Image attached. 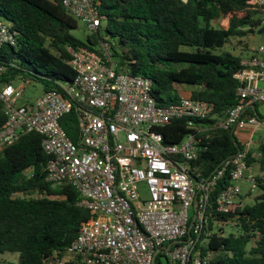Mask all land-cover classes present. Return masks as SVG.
<instances>
[{
	"label": "built area",
	"instance_id": "obj_1",
	"mask_svg": "<svg viewBox=\"0 0 264 264\" xmlns=\"http://www.w3.org/2000/svg\"><path fill=\"white\" fill-rule=\"evenodd\" d=\"M60 1L89 33L103 36L104 14L95 0ZM249 3L264 8V0ZM14 41L15 31L0 18V49ZM68 50L72 80L58 81L59 87L30 101L17 100L22 87L2 79L0 63V100L6 114L0 125V148L24 132L40 133L42 147L50 155L45 179L52 187L73 186L80 193L78 204L92 214L80 222L55 261L64 264L78 257L85 264H155L158 255L161 264H207L211 251L196 243L207 224L210 192L218 179L230 176V185L215 197V209L227 212L241 202V180L249 183L244 192L257 186L256 174L247 173L251 141L208 176L194 160L214 132L253 131L257 126L261 117L247 108L264 102V56H241L233 73L239 82L235 102L222 114L211 115V104L201 98L181 95L177 101L160 103L149 77L119 68L106 37L99 38L94 48L68 46ZM74 104L79 108L75 139L60 124ZM180 117L194 131L178 142H164L159 127Z\"/></svg>",
	"mask_w": 264,
	"mask_h": 264
},
{
	"label": "trees",
	"instance_id": "obj_2",
	"mask_svg": "<svg viewBox=\"0 0 264 264\" xmlns=\"http://www.w3.org/2000/svg\"><path fill=\"white\" fill-rule=\"evenodd\" d=\"M95 1L104 14V34L90 32L82 40L72 33L77 19L60 0H0V18L15 31V41L0 49L2 79L32 78L42 83L43 91L57 88L58 81L70 82L74 75L67 62L68 46L94 48L99 38L106 37L119 68L149 77L160 103L177 101L185 85L189 87L186 95L211 104V115L222 114L235 102L239 82L233 73L242 53L222 47L238 37L241 49L247 48L255 29L264 33V20L249 0ZM226 16L227 24H221ZM248 108L261 117L256 102ZM78 110L74 104L60 118L73 139L78 134ZM5 118L0 100V125ZM159 129L166 143L178 142L194 131L183 117ZM41 139L40 133L27 131L0 148V253H17L15 264H57L55 258L74 238L80 222L92 217L78 204L80 193L73 186L52 187L45 179L50 155ZM203 144L194 164L204 176L243 145L233 128L214 132ZM247 162L256 163L260 171L255 175L258 191L252 201L239 202L227 212L215 209L217 193L231 183L228 174L210 192L207 224L196 243L211 251L207 264H264V140L250 146ZM229 222L235 229L226 232L224 225ZM9 263L0 260V264ZM64 264L85 263L71 257ZM155 264H161L158 255Z\"/></svg>",
	"mask_w": 264,
	"mask_h": 264
},
{
	"label": "rangeland",
	"instance_id": "obj_3",
	"mask_svg": "<svg viewBox=\"0 0 264 264\" xmlns=\"http://www.w3.org/2000/svg\"><path fill=\"white\" fill-rule=\"evenodd\" d=\"M258 9V14L263 18L264 20V8L261 7H256ZM228 17H224L220 20L221 24L226 25L227 24V19ZM72 33L79 37L82 40L86 39V34L89 33L88 29L85 27L84 23L77 19V26L72 30ZM246 36H244L245 38ZM243 38V37H240ZM260 41H264V33H260L256 31L254 35H251L249 37V43L247 48H242L243 45L240 44L238 41V37H232L228 43L224 44L222 49H229L235 54H240V53H246L249 50H251L253 47H257V44ZM13 85L18 88L22 87L21 92L18 93L17 99L18 101H26V100H32L36 96H38L42 91H43V86L42 83L36 79L32 78H14L12 81ZM188 85L181 86L180 89L184 95H186V89H188ZM234 134L237 137V139L243 144L246 141H251V146H255L259 140H264V116L261 115L260 121L258 122L257 126L251 131V129H240L236 128L234 129ZM254 165V164H253ZM256 168L255 171L253 172L254 174L259 173V168L257 164L254 165ZM240 184L242 186V193L238 195L239 200L241 202H250L252 201L253 196L257 193V186L253 189H251L249 194H245V190L248 189L249 183L248 181L241 180ZM231 222L227 223L224 225V229L226 232H229L231 230L235 229V226H230ZM5 259V260H10L9 264H15L18 261V254L17 253H10L8 251H5L3 253H0V260ZM160 259L164 262L165 259L163 256H160Z\"/></svg>",
	"mask_w": 264,
	"mask_h": 264
},
{
	"label": "crops",
	"instance_id": "obj_4",
	"mask_svg": "<svg viewBox=\"0 0 264 264\" xmlns=\"http://www.w3.org/2000/svg\"><path fill=\"white\" fill-rule=\"evenodd\" d=\"M254 35V34H253ZM259 45H263L264 46V41H260L258 44H257V47H253L251 50H249L248 52H246L245 54L244 53H242V55L241 56H244V55H248V54H251V53H257V54H259V55H263L264 56V50H261V51H259L258 50V46ZM189 90V88L188 89H186V91H188ZM18 100V99H17ZM26 101H30V100H26ZM20 102H23V101H20ZM256 110L262 115V116H264V102H256ZM247 111L248 112H251L250 110H249V108H247ZM252 131V130H251ZM252 143V142H251ZM256 163H254V165H255ZM254 165L253 164H251L250 165V168L247 170V173L248 172H254L255 171V167H254ZM258 166V165H257Z\"/></svg>",
	"mask_w": 264,
	"mask_h": 264
},
{
	"label": "water",
	"instance_id": "obj_5",
	"mask_svg": "<svg viewBox=\"0 0 264 264\" xmlns=\"http://www.w3.org/2000/svg\"><path fill=\"white\" fill-rule=\"evenodd\" d=\"M238 150H239V148L237 149V151H238ZM191 224H192V219H191V221H190V223H189V227L191 226ZM169 245H170V243L168 244V246H169ZM168 246H167V247H168ZM157 251H158V250H157ZM157 251H156V252H157Z\"/></svg>",
	"mask_w": 264,
	"mask_h": 264
}]
</instances>
